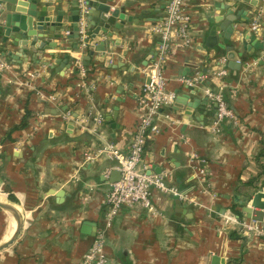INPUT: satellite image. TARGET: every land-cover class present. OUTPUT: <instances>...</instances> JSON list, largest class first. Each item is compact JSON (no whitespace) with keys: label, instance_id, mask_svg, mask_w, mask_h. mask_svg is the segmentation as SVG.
Instances as JSON below:
<instances>
[{"label":"crops","instance_id":"obj_1","mask_svg":"<svg viewBox=\"0 0 264 264\" xmlns=\"http://www.w3.org/2000/svg\"><path fill=\"white\" fill-rule=\"evenodd\" d=\"M167 3L109 0L111 11L119 9L126 19L118 17L106 32L96 16L90 18L97 12L89 5L91 44L80 54L84 78L74 65L79 38L70 37L77 0H38L37 9L48 17L65 11L59 37L38 33V20L30 17L24 30L16 22L6 42L0 29V52L10 63L0 77V201L15 206L24 220L18 239L0 252V264H83L97 229L105 231L107 264H264V238L223 219L255 222L244 211L248 203L236 199L264 189V17L258 31L251 29L264 0H188L194 43H177L163 68L181 101L163 109L170 118L162 116L160 132L148 137L142 164L147 172L168 171V183L197 203L154 188L158 212L122 207L105 226L117 160L99 155L92 161L86 153L108 142L129 152L145 114L142 85L161 42L153 28ZM230 13L236 20L227 38L222 26ZM31 30L38 33L34 39L26 34ZM229 47L241 55L239 69L231 67ZM222 58L228 73L218 78ZM194 76L196 84H188ZM206 88L223 93L237 123L224 122L215 132L217 103ZM27 112L28 124L16 128ZM97 115L104 119L99 126ZM256 222L264 226V219ZM16 224L0 208V244ZM87 224L95 225L90 234Z\"/></svg>","mask_w":264,"mask_h":264},{"label":"built area","instance_id":"obj_2","mask_svg":"<svg viewBox=\"0 0 264 264\" xmlns=\"http://www.w3.org/2000/svg\"><path fill=\"white\" fill-rule=\"evenodd\" d=\"M79 10L78 38L79 52L74 56V65L79 70L81 77L87 74V67L80 55L87 51L91 44V39L87 29L86 16L89 12L88 0H77ZM264 17V7L260 8L251 22V29L258 31L260 29L261 19ZM196 21L188 0H168L165 7V16L153 28L154 32L159 34L161 42L159 52L152 69L149 71L148 80L142 85V95L139 104L144 107L145 114L139 119L133 132L129 152L124 153L113 142L101 145L93 153H86V158L94 160L99 155H105L111 159L117 160L114 170L120 172V178L111 182V187L106 197L108 206L106 227H109L114 217L122 207L140 206L152 212H158L153 201V189L157 188L163 193L172 194L182 201H188L196 204V197L189 196L187 192L181 191L175 185L168 183L169 172H147L146 165H143V153L148 137L157 135L160 132L162 116L165 119L170 118V114L163 109L172 106L176 101V93L169 89L167 77L164 73V64L170 58L171 52L177 43L190 47L194 43L193 29ZM71 34L70 30L65 31V35ZM221 68L217 72L218 78L227 75V59H220ZM10 63L0 52V77L9 69ZM33 77V74L29 75ZM190 85L196 84V76L186 79ZM29 84V81L24 82ZM208 97L217 103V119L214 124L215 132H219L224 122L230 121L237 123L238 119L233 109L228 105L223 93L214 91L210 88L205 89ZM55 99L54 96H50ZM70 113H66L64 118H70ZM96 125H101L104 121L101 115L93 117ZM95 130V128L93 129ZM198 156L195 154L194 158ZM194 162V159L191 160ZM110 172L108 173L109 176ZM224 224H239L245 232L252 231L256 235L264 238V226L258 222L250 224L241 222L232 216H227ZM105 231L97 229L94 242L85 255L83 264H107L108 259L105 252Z\"/></svg>","mask_w":264,"mask_h":264},{"label":"water","instance_id":"obj_3","mask_svg":"<svg viewBox=\"0 0 264 264\" xmlns=\"http://www.w3.org/2000/svg\"><path fill=\"white\" fill-rule=\"evenodd\" d=\"M109 0H88V3L90 7L93 8V12L95 9V12L93 13L90 18L94 16L97 17V23L101 25L105 30L109 29L110 25L116 24V19L119 17L120 19H126L124 18L123 14L119 12V9H114L111 11V5L108 4ZM38 7V0H2L0 4V29L4 30V36H3V42H6L8 37H10L12 31L17 30L16 22H20V27L22 30L25 29V19L29 21V25L31 23V19L28 20V18H36L38 20L36 25V30L38 33L46 35V36H60V33L62 31V24H63V18L65 15V11H58L57 15L55 17H48L47 12L45 9H37ZM25 13L26 15H23ZM27 16V17H25ZM79 20V10L76 6L73 9V13L71 17L69 18V21L72 24V34L70 35L71 38L78 39V26L77 22ZM236 20V16L234 17L229 14L225 20L226 27L224 25L222 26L228 33L226 34L227 38H230V35L234 31V21ZM224 22V21H223ZM47 26H50L51 28L47 30ZM216 29V27H215ZM215 29H212L211 33L215 34ZM33 32L32 30L29 32H26V34L33 37L35 34H38ZM43 45L42 47H44ZM52 46V45H50ZM102 49V48H101ZM229 59L231 60V67L234 69H239L241 60H240V53L234 51L233 47H229ZM87 59L90 58V56L86 57ZM190 89H193V86H189ZM185 99V98H184ZM179 101L176 99L175 105L179 104ZM188 106H192V104H188ZM114 126V124H112ZM114 178L112 182L118 180L120 178V172L114 171L113 172ZM239 203H245L247 202L248 205L244 207V211L248 214V217L256 220V221H263L264 219V189L258 191L253 195L252 198L244 197V199L240 202V200H237ZM0 208L5 209L12 213L16 219V228L14 230V233L12 236L6 240L5 242L0 244V252L6 248H8L10 245H12L19 237L24 220L21 212L13 205L0 201ZM95 230V225H86V233H92V231ZM95 234V233H94Z\"/></svg>","mask_w":264,"mask_h":264},{"label":"trees","instance_id":"obj_4","mask_svg":"<svg viewBox=\"0 0 264 264\" xmlns=\"http://www.w3.org/2000/svg\"><path fill=\"white\" fill-rule=\"evenodd\" d=\"M28 118H29V113L27 112L26 115L24 116L21 124L16 126V128L25 127L28 124ZM259 157H264V147L260 150Z\"/></svg>","mask_w":264,"mask_h":264}]
</instances>
